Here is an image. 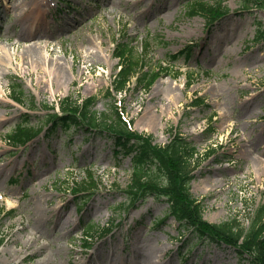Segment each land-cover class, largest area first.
Masks as SVG:
<instances>
[{
    "label": "rangeland",
    "instance_id": "rangeland-1",
    "mask_svg": "<svg viewBox=\"0 0 264 264\" xmlns=\"http://www.w3.org/2000/svg\"><path fill=\"white\" fill-rule=\"evenodd\" d=\"M61 1L0 0V205L13 210L0 218V264H253L233 248L197 240L168 217L164 199L123 206L131 161L108 138L57 128L24 147L5 139L25 120L39 124L66 97H94L97 116L113 119L105 91L118 68L115 43L128 42L137 54L148 42L147 67L161 64L167 73L148 92L133 82L119 97L124 115L155 144L179 127L199 153L217 147L194 173L190 192L207 222L247 227L264 202V41H253L264 28V8L253 0H207L228 13L206 28L186 12L196 0ZM188 46L187 58L170 60ZM11 79L21 86L22 104L10 99ZM198 97L206 105L190 107ZM84 182L99 191L76 199L71 188ZM21 214L23 226L37 219L42 232L27 243L26 256L14 254L30 238L17 223ZM89 226L97 232L88 235ZM10 235L16 245L7 243Z\"/></svg>",
    "mask_w": 264,
    "mask_h": 264
},
{
    "label": "trees",
    "instance_id": "trees-1",
    "mask_svg": "<svg viewBox=\"0 0 264 264\" xmlns=\"http://www.w3.org/2000/svg\"><path fill=\"white\" fill-rule=\"evenodd\" d=\"M190 14H202L209 21L223 15L222 11L202 0L191 5ZM262 38L264 31L259 30L256 40ZM116 55L120 59L121 70L115 77L113 89L116 92L123 91L130 79L138 74L137 85H142L147 90L155 80L156 74L152 70L142 71L143 56L134 57L128 45L120 46ZM12 91L23 95L14 86ZM108 95L110 96L109 93ZM14 99L20 101L17 96H14ZM92 103L91 98L84 100L81 105L67 104L66 101L61 107V116H47L46 123L52 124L48 130H54L60 125H73L86 131L108 134L116 147L125 153H134L131 158V178L124 191L128 202L134 204L149 196L164 197L170 204V214L191 229L198 239L223 242L237 247L242 253L251 255L255 264H264V203L257 207L247 228L231 223L209 224L202 220V205L197 203L188 191L189 182L193 177L191 172L213 152V149L201 157H195L194 147L178 136L164 147L155 146L150 137L130 132L115 112L116 119L112 121L106 120L105 116L95 115L90 111ZM42 129L20 124L8 136V140L13 146L24 145L35 138Z\"/></svg>",
    "mask_w": 264,
    "mask_h": 264
},
{
    "label": "bare ground",
    "instance_id": "bare-ground-1",
    "mask_svg": "<svg viewBox=\"0 0 264 264\" xmlns=\"http://www.w3.org/2000/svg\"><path fill=\"white\" fill-rule=\"evenodd\" d=\"M146 1H147V0H134V1L131 2L130 4H131V5H138L139 3L146 2ZM125 4H129V3H128L127 1H125ZM27 7H28V9L30 8V13H31L32 11H34V9H35L36 6H35V3H33V4H32V7H30V5H27ZM29 35H30V34H27V37H28ZM34 39H35V38H34ZM33 61L36 62L37 60H33ZM49 73H50V71H49ZM40 75H41V78L38 79L39 81L42 80V78L46 75V71L41 70ZM1 172H2V171H0V173H1ZM40 210H41V209H40ZM48 211H49V210L45 209V210L43 211L44 215H45ZM52 211L55 212V213H59V212L61 211V207L56 206L55 208L52 209ZM57 215L59 216V217H57V220H58V218H60L61 215H59V214H57ZM26 216H27L28 219H31V215L27 214ZM23 219H24V216L21 214V215H20V218L17 220V223H18V225L21 226L20 231H22V232L27 231V233L30 235V238H29V240H28L27 242L21 244V245L19 246V250H16L14 254H21V253H22V254H25V256H26V254H28L29 251H30V247H28L27 243H28L30 240H33V241H35V242L37 243V242H38L37 239H38V238L40 239L39 236L42 235V232H41V230H40V228H39V226H38V220H37V219H35V221L32 222V225H29L28 228H26L25 226H23V223H22V220H23ZM31 220H32V219H31ZM70 221H71V220H69V222H70ZM8 235H9V233H8ZM7 243H10V244L16 245V244H17V241H16V239L14 238L13 235H10L9 238H8V240H7ZM22 257H24V256H22ZM75 264H78V263H75Z\"/></svg>",
    "mask_w": 264,
    "mask_h": 264
}]
</instances>
